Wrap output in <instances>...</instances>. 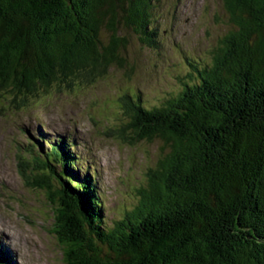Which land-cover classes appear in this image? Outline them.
<instances>
[{
    "label": "trees",
    "instance_id": "1",
    "mask_svg": "<svg viewBox=\"0 0 264 264\" xmlns=\"http://www.w3.org/2000/svg\"><path fill=\"white\" fill-rule=\"evenodd\" d=\"M222 2L228 31L203 56L184 57L177 88L155 102L136 89L123 98L121 135L130 127L136 140L169 146L153 173L161 183L137 204L108 219L96 174L70 137L47 139V151L31 145L22 167L48 188L65 264H264V0ZM156 8L0 0V95L23 109L55 87L126 66L124 28L160 46Z\"/></svg>",
    "mask_w": 264,
    "mask_h": 264
},
{
    "label": "rangeland",
    "instance_id": "2",
    "mask_svg": "<svg viewBox=\"0 0 264 264\" xmlns=\"http://www.w3.org/2000/svg\"><path fill=\"white\" fill-rule=\"evenodd\" d=\"M222 3L154 0L158 48L145 46L124 28L126 66H113L97 81L55 87L23 109H14L0 95V252L6 264H65L52 229L54 205L45 188L27 180L22 167L29 133L36 139L43 136L38 148L44 150L53 146L45 138L74 141L82 166L96 174L108 219L137 204L152 183H161L153 173L169 146L160 138L136 140L130 127L121 135L129 123L123 98L136 89L143 100L155 102L177 88L184 57L203 56L228 31Z\"/></svg>",
    "mask_w": 264,
    "mask_h": 264
},
{
    "label": "water",
    "instance_id": "3",
    "mask_svg": "<svg viewBox=\"0 0 264 264\" xmlns=\"http://www.w3.org/2000/svg\"><path fill=\"white\" fill-rule=\"evenodd\" d=\"M46 189L48 190V188H45V190H46ZM47 190H46V191H47ZM52 201H53V200H52ZM53 202H54V201H53ZM52 204L54 205V203H52ZM55 204H57V203H55ZM57 205H58V204H57ZM53 208H55V207H53ZM54 210H55V209H54Z\"/></svg>",
    "mask_w": 264,
    "mask_h": 264
},
{
    "label": "bare ground",
    "instance_id": "4",
    "mask_svg": "<svg viewBox=\"0 0 264 264\" xmlns=\"http://www.w3.org/2000/svg\"><path fill=\"white\" fill-rule=\"evenodd\" d=\"M51 148H52V146H51ZM39 151H41V149L39 148Z\"/></svg>",
    "mask_w": 264,
    "mask_h": 264
}]
</instances>
